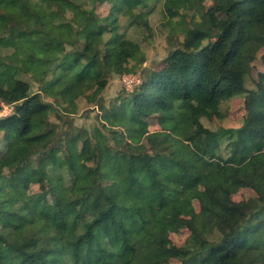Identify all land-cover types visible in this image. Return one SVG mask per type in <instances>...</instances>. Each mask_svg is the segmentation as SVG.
<instances>
[{"label":"trees","instance_id":"16d2710c","mask_svg":"<svg viewBox=\"0 0 264 264\" xmlns=\"http://www.w3.org/2000/svg\"><path fill=\"white\" fill-rule=\"evenodd\" d=\"M150 1L89 0L87 7L85 0H0V76L9 83L0 85V110L14 106L0 117V136L10 132L7 150L16 163L11 184L0 186V264H264V71L255 87L246 84L262 50L264 64V0H214L208 10L205 0H164L171 20L182 18V9L195 12L180 24L183 39L162 70L145 72L121 101L105 103L112 77L130 73L131 60L145 56L138 41L111 30L96 6L113 2L115 22L122 12L131 24L139 18L147 25L130 6ZM219 13L230 19L224 27ZM72 38V48L58 53ZM27 62L35 81L48 78L66 111L82 97L99 107L100 124L81 137L94 164L56 145L57 128L46 127L56 106L32 92ZM236 95L245 100L241 126L202 123ZM150 114L158 115L160 130L149 131ZM118 128L158 153L116 147ZM44 175L48 189L24 191ZM240 185L255 197L233 199ZM49 195L58 209L77 206L65 222L52 217ZM180 225L190 237L178 245L169 233Z\"/></svg>","mask_w":264,"mask_h":264},{"label":"rangeland","instance_id":"374dc122","mask_svg":"<svg viewBox=\"0 0 264 264\" xmlns=\"http://www.w3.org/2000/svg\"><path fill=\"white\" fill-rule=\"evenodd\" d=\"M85 5L90 7L89 0H85ZM112 3L105 2L99 3L96 6V12L99 17L103 20L109 22L111 30H118V32L125 33L128 37L138 41L141 45L142 54L145 56L143 62L139 63L136 59L131 60V65L134 70L130 73L116 74L112 77L109 84L103 91V102L113 103L121 101L122 97L127 96L129 91H131L136 84L140 83L144 77V73L150 70L160 71L167 65V57L175 47L179 45L181 39H183V32L181 31V22L184 20V24H187L194 15V10L182 9L183 17H175V19H169L166 16L164 0H151L147 7H137L131 5V10L144 18H148V24L145 25L140 22L141 19L134 20L132 17L126 15L125 13H118V20L115 22L113 17L110 15V9ZM214 5V0H205L202 3L203 8L206 10L211 9ZM188 12V14H187ZM68 16L72 15L71 11L67 12ZM219 24L224 27L228 24L230 19L224 13H219ZM139 22V23H137ZM50 32H53L51 26H47ZM1 29V26H0ZM109 36V35H107ZM75 40L65 43L58 50V53L63 54L72 48ZM10 49L2 50V53H9ZM263 50L259 52L258 59L253 62V68L250 77L247 79L248 87H255L254 80L257 78V74L264 71V64L261 60V55ZM56 54L51 55L55 58ZM22 67L25 71V77L30 78L32 82V92H40L43 99L46 101L53 102L56 106V111L53 112L48 123L47 128L55 125L57 128V138L59 144H56L60 148L73 154L74 158L79 162H84L86 164H94L93 156L86 155L82 152L83 149V131L91 132L95 126L100 124L99 116L100 110L97 104L88 102L85 98H80L78 100L77 108L74 112L66 111L65 107L60 104L56 95L49 89L48 78H43L40 81H35L32 75L33 64L30 62L23 63ZM1 70V67H0ZM0 85L8 87L9 83L3 77L0 76ZM244 98L241 95H236L235 97L224 101L220 106L221 115L217 116L215 114H210L201 117L202 123L209 128H217L219 126L224 127H239L243 124L246 117V110L244 105ZM3 108V107H2ZM14 106L10 105L8 110H13ZM4 112V108L0 111L1 115H7ZM2 113V114H1ZM9 114V113H8ZM99 115V116H98ZM148 121V129L150 132H154L161 129V125L158 120L157 114H150L146 117ZM115 127V126H114ZM118 127V126H117ZM113 129V128H112ZM116 129V128H115ZM120 137L117 139H112L113 144L120 149H127L131 153H158V148L156 145L150 143L145 138L139 141H133L130 139L124 131V128H118ZM122 131V132H121ZM123 134V135H122ZM10 138V132H2L0 136V164L2 166V172L0 174V186L5 189L7 185L11 184L10 174L16 163L10 157L8 152V141ZM226 142H223V145ZM5 177V181L2 180ZM102 181L105 186L110 183V177L107 172L102 173ZM48 189V176L44 175L40 182L33 183L28 189L24 191L26 193H34L41 191L42 189ZM255 197L254 191L245 185H240V187L232 192V198L235 200L249 199L252 200ZM49 200L51 203L52 217L54 219H60L65 222L66 217L69 212H73L77 209L76 205H73L69 209H58L54 205L55 199L49 195ZM199 209V204H195ZM158 208L156 206H150L149 215L154 217L157 213ZM169 237L178 245L184 244L190 237L189 229L180 225L175 230L169 233ZM43 242L39 243L37 247H41Z\"/></svg>","mask_w":264,"mask_h":264},{"label":"built area","instance_id":"2783aa9c","mask_svg":"<svg viewBox=\"0 0 264 264\" xmlns=\"http://www.w3.org/2000/svg\"><path fill=\"white\" fill-rule=\"evenodd\" d=\"M10 105H11V104L3 103V108H4V112H3V113H5V114H7V115H8V113H9V114L12 113L13 110H10V112H9V110H8V107H9ZM3 108H2V109H3ZM2 109H1V110H2ZM1 110H0V111H1ZM1 114H2V113H1ZM2 116H6V115H1L0 117H2Z\"/></svg>","mask_w":264,"mask_h":264}]
</instances>
